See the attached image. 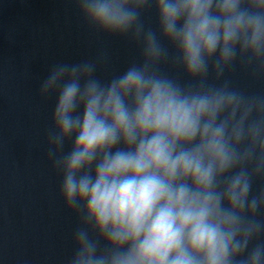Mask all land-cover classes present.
Listing matches in <instances>:
<instances>
[{
	"label": "clouds",
	"instance_id": "clouds-1",
	"mask_svg": "<svg viewBox=\"0 0 264 264\" xmlns=\"http://www.w3.org/2000/svg\"><path fill=\"white\" fill-rule=\"evenodd\" d=\"M73 2L139 59L106 79L101 50L40 83L56 99L47 155L77 217L66 264H264V93L228 75L264 77V0Z\"/></svg>",
	"mask_w": 264,
	"mask_h": 264
},
{
	"label": "water",
	"instance_id": "water-1",
	"mask_svg": "<svg viewBox=\"0 0 264 264\" xmlns=\"http://www.w3.org/2000/svg\"><path fill=\"white\" fill-rule=\"evenodd\" d=\"M143 20L155 29V10ZM101 50L109 61L98 75L106 79L139 59L134 43L90 30L73 0H0V264H66L72 254L77 217L60 197L61 177L47 155L56 99L41 97L39 86L54 63ZM165 70L186 82L181 70ZM228 75L235 86L264 93V77L250 70ZM261 189L257 179L254 192Z\"/></svg>",
	"mask_w": 264,
	"mask_h": 264
}]
</instances>
